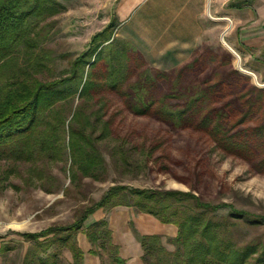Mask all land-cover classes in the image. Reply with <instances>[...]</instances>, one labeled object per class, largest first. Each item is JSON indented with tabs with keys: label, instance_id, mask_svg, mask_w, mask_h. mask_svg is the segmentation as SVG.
Segmentation results:
<instances>
[{
	"label": "trees",
	"instance_id": "16d2710c",
	"mask_svg": "<svg viewBox=\"0 0 264 264\" xmlns=\"http://www.w3.org/2000/svg\"><path fill=\"white\" fill-rule=\"evenodd\" d=\"M62 9L57 0H0V163L28 164L33 178L44 184L51 179L48 167L57 163H69L73 183L83 178L105 181L107 163L99 144L111 140V127L107 101L100 94L112 91L124 97L123 107L132 114L202 133L224 155L264 173V90L234 88L236 80L249 81L237 70L220 79L184 78L185 70L194 71L197 61L176 71L174 78L166 72L138 74L129 62L133 47L112 39L106 29L92 38V46L74 59L67 74L38 77L48 69L44 21ZM159 82L165 87L157 94ZM123 149L118 145L111 151L118 163L126 161ZM7 179L0 171V188L7 187ZM117 207L177 229L175 237L166 238L174 246L170 250L164 236L139 234L131 223L143 264H264V238L248 237L249 230L264 225V217L204 201L193 191L125 185L109 187L68 225L23 233L25 240L34 242L23 264H61L63 250L71 254L72 264H82L84 252L74 237L79 232L91 245L87 254L98 257L100 264H126L106 219L85 226L96 211ZM224 208L227 215H219ZM52 246L56 251L49 253Z\"/></svg>",
	"mask_w": 264,
	"mask_h": 264
},
{
	"label": "rangeland",
	"instance_id": "374dc122",
	"mask_svg": "<svg viewBox=\"0 0 264 264\" xmlns=\"http://www.w3.org/2000/svg\"><path fill=\"white\" fill-rule=\"evenodd\" d=\"M57 1L64 9L43 24L42 45L47 54L48 72L42 71L40 78H59L67 74L74 59L92 46V38L105 26L106 13L97 8L96 0ZM209 21L208 26L203 27L205 33L201 42L186 56L178 58L179 64L172 58L147 56L127 42L133 47L129 61L132 68L138 74L166 72L174 78L176 71L198 61L194 68L197 73L186 69L184 78L202 81L214 75L215 79H220L237 70L249 81L236 80L234 88L248 91L254 86L264 90V46L243 43L234 47L229 41L234 35L230 34L229 17L224 16L219 24ZM241 40L245 41L243 35ZM160 83L157 94L165 87ZM100 95L107 101L106 119L111 127V140L99 144L107 163L105 181L83 178L73 183L69 163H57L48 167L51 179L44 184L33 178L36 176L31 174L28 164L18 163L12 167L0 163V171L8 175L7 187L0 188V247L6 245V251L0 252V264H23L28 249L34 244L25 240L23 233H39L48 227L72 223L83 207L99 200L113 185L193 191L204 201L227 203L253 216L264 217V173L257 174L243 161L224 155L202 133L171 128L154 117L132 114L123 107L121 94L104 91ZM118 145H123L128 153L124 163L116 162L117 158L111 156L113 147ZM47 188L50 192H46ZM227 213L226 208L218 211L222 216ZM248 237L264 238V225L249 230ZM163 240L168 249H174L166 238ZM54 251L56 246H52L49 253ZM59 261L72 264L71 254L63 250Z\"/></svg>",
	"mask_w": 264,
	"mask_h": 264
},
{
	"label": "crops",
	"instance_id": "0c3cea01",
	"mask_svg": "<svg viewBox=\"0 0 264 264\" xmlns=\"http://www.w3.org/2000/svg\"><path fill=\"white\" fill-rule=\"evenodd\" d=\"M96 4L106 13L105 26L97 34L113 29L112 39L129 42L147 56L172 58L176 64L201 42L209 20L219 24L224 16L229 17L230 34H234L229 41L234 47L243 43L264 46V0H96ZM101 219L107 220L112 241L126 264H143L131 223L142 235L167 238L177 233L175 226L161 224L147 214H134L127 207L100 209L88 217L85 226ZM75 240L84 253L91 248L84 234L77 233ZM82 264H100V260L85 254Z\"/></svg>",
	"mask_w": 264,
	"mask_h": 264
}]
</instances>
